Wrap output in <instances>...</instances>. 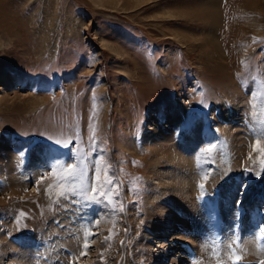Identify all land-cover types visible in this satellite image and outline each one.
<instances>
[{
  "label": "rangeland",
  "instance_id": "1",
  "mask_svg": "<svg viewBox=\"0 0 264 264\" xmlns=\"http://www.w3.org/2000/svg\"><path fill=\"white\" fill-rule=\"evenodd\" d=\"M169 110L178 113L176 141L197 120L215 137L192 157L199 190L219 192L233 177L244 183L240 198L264 190V0H150L132 12L97 0H0V200L13 183L22 193L0 202L4 239L69 255L58 230L80 219L75 264H124L125 249L145 256L148 233L185 219L176 205L170 217L162 197L148 206L154 162L144 138L153 121L165 126ZM236 127L244 156L229 145ZM251 140L258 145L247 157ZM256 224L254 243L264 251V224ZM187 233L168 236L184 243L172 258H192ZM228 249L230 260H246L242 246ZM42 253L49 261L33 264H50ZM257 253L246 264H264Z\"/></svg>",
  "mask_w": 264,
  "mask_h": 264
},
{
  "label": "bare ground",
  "instance_id": "2",
  "mask_svg": "<svg viewBox=\"0 0 264 264\" xmlns=\"http://www.w3.org/2000/svg\"><path fill=\"white\" fill-rule=\"evenodd\" d=\"M97 1L103 7L123 10L125 12H132L150 4V0H129L127 2L128 4H126L125 6L123 4H120V2H110V4L108 3V5H106L104 2H102V0ZM120 5L124 7H120ZM173 38L176 39V36L174 35ZM177 40L183 42L182 40ZM209 41L212 42V39L208 38V42ZM177 114L178 113L169 110L167 112L168 116L165 126L158 125L156 124V121H153V124L148 126L147 135L144 138L145 146L151 147V158L154 162L151 165L148 173V178L151 182V190L148 195V206H151V208H153L156 204H158L159 200L164 199L166 205L168 206L167 207L164 204L166 206L164 208L167 214H170V217L171 210L169 206L172 207V205H176L180 206V208L183 209V213H186H184V217L187 220L184 222L185 219L183 220L181 218L179 219L178 217H172L170 219V222L166 224L167 226L164 227L163 231L161 230L162 232L159 229L155 231L152 239L148 237L149 233L147 234V236L144 234L146 236V240L149 239V243L152 246L151 250H149L148 253L145 254V256L143 255L141 258H138V260L136 254V260L134 259V255L131 254L130 250L125 249L124 251H121V256L126 254L127 258H130V260L127 259L124 264H166L169 261L170 262L168 264H185L186 262L187 264H199V259L204 264H210L212 260H214V263L212 262V264H233V261L231 260L238 259L230 260V258L233 257L229 256L231 252L228 249V246L235 247V244H238V246H242L243 253L247 255L246 260L258 262L259 258L256 257L258 254L257 252L264 253V251L263 249L256 246L257 244L255 245L254 239H256V236L253 234V231H255L256 229L255 224L260 222L257 218L264 213V190H257L259 192L253 190L248 193H251L250 196L245 195L244 197L240 198V191L242 190V186L244 187V183L239 182V180H242V178L240 179V177L237 179L236 177L226 179L224 181L225 183L222 187V190H220L219 192H214V190L212 192L211 190L207 194L206 191L203 192L199 190L198 187H196L197 172H195L196 170H194L192 167V157L195 154L196 149H199V147L203 146L204 144H210L216 140H214L215 137L212 134L213 132H211L210 129L205 128L202 122L198 123L197 121L200 120H197V126L190 132H188L183 139H178L179 141H176L173 133L179 123V119H176ZM228 130H226V132H228ZM235 131L236 134L234 132V135H229L232 137L229 142L230 148H235V154L244 156L243 152L246 150H244L245 146L242 142L245 141H242L243 138H241L240 135V128L238 129V127H236ZM133 143L134 142H132V144ZM254 143L255 140L250 141L251 148L247 149L249 152H247L245 156L248 157L255 154L258 142H256L255 144ZM241 150L242 153H238L241 152ZM235 164H237L236 161ZM238 182L241 185L238 184ZM245 182L247 181L245 180ZM17 188L18 187L15 186L14 183L11 184L10 191L8 190L9 192H3L4 197L3 200H0V202L4 203L6 199L9 198V195H7L6 193L20 196V194L22 193L20 191V188ZM158 194L162 195L156 198V195ZM218 194L219 196H217ZM174 201H176V204L174 203ZM168 202H170L171 204H169ZM254 202L255 208L257 209L256 212L253 211V208H251L252 210H250L248 213L247 211L240 212L244 208L249 209L248 206H252V203ZM211 203L213 204V207L211 206ZM259 208L262 210V212H260ZM218 215L222 217L221 219L223 223H220V221L215 218V216ZM136 222L137 221L134 220L132 221V228L136 226L134 225V223ZM74 225L81 226L82 222L80 221V219H77L76 222H73V224H69L67 226L68 230H66L63 225H61V230H58V232L61 231V238H59V241L61 239V241L63 242V240L65 239L66 243L71 245V247L73 248L72 250H74L73 253L69 254L74 256L73 262L71 259L72 256L70 257L69 255H67L69 251L67 253L63 252L65 250L64 248V250L62 249L63 251H61V249L59 248L56 249L58 251H50L46 249V247L44 249L41 246V243H37L38 240L31 248V246L25 245L24 243H22L24 245L20 244V241H22L21 239L23 238H21L20 240L17 239L18 241L16 240V238H10L9 241L8 239L5 240L3 237L4 235H2L3 232H0L1 255L2 257H5L4 259L7 260L8 264H33V260L36 261L37 258L38 260L42 258L46 259V256L42 257L44 256L42 255L44 254L42 253V251H45V254L47 252L51 256V260L50 262H48L50 264L64 263L63 259L65 258V255L66 261H68V263L64 264H75L78 258L77 252L78 249H80L81 245L80 242L77 241V232L75 231ZM146 225H148V223ZM258 226L261 225L259 224ZM7 227V223H3V225L2 223H0V231L2 229L6 233ZM182 227L188 231V233L185 234L184 237H182V240L186 243L191 244H186L183 248H185L188 255H190V252L193 251L191 254L192 258L188 259L189 261H185L181 258V256L178 258H181L182 260L172 258V256L176 257L178 252L182 250L181 245H183L184 243L181 241L182 243H177L176 246H173V244H171L172 242L174 243V239H171L172 236L168 239V236L172 235L176 230ZM152 228L154 227L152 226ZM152 228L151 226H149V229ZM49 229L52 228L49 227ZM81 230V228L78 229L79 233L83 231ZM136 232L137 230L135 231V233ZM143 232H146V230H144ZM170 232L171 234H169ZM214 233H216V237H213ZM44 238L49 237L46 236ZM56 238L58 239V237ZM62 238L64 239L62 240ZM49 239L51 240H48V242L52 244L50 246L58 244L56 243V241H58L57 239ZM138 239L139 240H137L133 245L134 251L136 247H139L141 245V242L143 241V235H140V238ZM260 240H263L264 242V237H260ZM44 241L45 242L43 243L45 244L47 241ZM30 248L33 251H31ZM189 249H191V251H189ZM227 250H229L230 253H228ZM34 252H37L38 255L39 253L42 254L38 256L35 255ZM59 256L60 259L58 260V262H56L57 259H55L54 257L59 258ZM149 257H152V259H149ZM240 259L238 261H235L234 263L246 264L245 259ZM46 260L49 261L48 259ZM166 260L167 262H164Z\"/></svg>",
  "mask_w": 264,
  "mask_h": 264
}]
</instances>
